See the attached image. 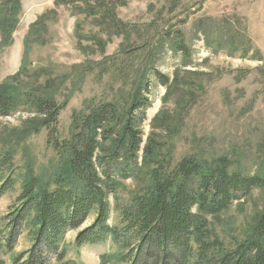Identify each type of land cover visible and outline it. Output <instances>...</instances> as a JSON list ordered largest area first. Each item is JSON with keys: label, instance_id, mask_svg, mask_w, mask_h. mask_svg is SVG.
Masks as SVG:
<instances>
[{"label": "rangeland", "instance_id": "374dc122", "mask_svg": "<svg viewBox=\"0 0 264 264\" xmlns=\"http://www.w3.org/2000/svg\"><path fill=\"white\" fill-rule=\"evenodd\" d=\"M21 2L13 42L0 45V85L67 103L59 139L70 137L74 114L102 102L127 109L138 94L149 93L152 107L139 128L144 140L151 133L163 139L174 162L228 156L235 170L264 173V0ZM176 37L187 55L172 48ZM38 119L27 110L0 117V161L11 156L15 176L49 171L58 162L48 131L29 133ZM137 185L124 181L120 194L127 199ZM20 193L18 180L0 199V264H14L33 246L30 228L23 226L12 251L6 248V226L20 208ZM263 212L260 188L208 221L231 249ZM78 232L66 235L63 258L52 256L49 264H119L106 259L119 250L113 241L79 247Z\"/></svg>", "mask_w": 264, "mask_h": 264}, {"label": "trees", "instance_id": "16d2710c", "mask_svg": "<svg viewBox=\"0 0 264 264\" xmlns=\"http://www.w3.org/2000/svg\"><path fill=\"white\" fill-rule=\"evenodd\" d=\"M21 11V0H0L2 47L13 42ZM172 48L187 55L179 37ZM148 95L138 94L127 109L102 102L74 114L70 137L61 140L59 116L67 103L0 85V117L20 110L39 116L29 133L48 131V144L59 158L49 171L28 169L18 176L11 156L0 161V199L21 180L20 208L6 226V248L12 251L23 226L33 239L31 252L14 264H49L56 255L60 261L62 242L77 230L79 247L113 241L119 250L106 259L119 264H264V212L231 249L208 221L264 188V173L235 170L228 156L189 155L174 162L163 139L151 133L144 140L139 128L152 107ZM131 179L138 185L125 199L121 184Z\"/></svg>", "mask_w": 264, "mask_h": 264}]
</instances>
